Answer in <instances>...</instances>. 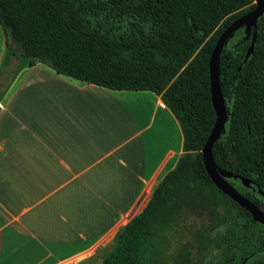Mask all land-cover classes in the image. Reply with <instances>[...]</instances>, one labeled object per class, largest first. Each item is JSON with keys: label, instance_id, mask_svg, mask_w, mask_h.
<instances>
[{"label": "trees", "instance_id": "trees-1", "mask_svg": "<svg viewBox=\"0 0 264 264\" xmlns=\"http://www.w3.org/2000/svg\"><path fill=\"white\" fill-rule=\"evenodd\" d=\"M253 0H0L6 52L112 90H150L175 118L181 153L147 202L114 232L100 264H264V225L206 174L214 121L208 59ZM253 47L244 60L250 38ZM227 111L212 145L228 182L264 211V13L218 56ZM239 177L246 178L248 187Z\"/></svg>", "mask_w": 264, "mask_h": 264}, {"label": "crops", "instance_id": "crops-1", "mask_svg": "<svg viewBox=\"0 0 264 264\" xmlns=\"http://www.w3.org/2000/svg\"><path fill=\"white\" fill-rule=\"evenodd\" d=\"M181 153L150 90H112L4 49L0 264H89Z\"/></svg>", "mask_w": 264, "mask_h": 264}, {"label": "water", "instance_id": "water-1", "mask_svg": "<svg viewBox=\"0 0 264 264\" xmlns=\"http://www.w3.org/2000/svg\"><path fill=\"white\" fill-rule=\"evenodd\" d=\"M253 8L237 18H235L229 25H227L217 36L208 59V77H209V93L210 101L214 111V121L207 138L200 150L201 159L204 170L208 175L211 182L228 198L237 203L240 207L245 209L251 216L253 221L264 225V211L256 207L243 195H241L234 187L228 182V178H236L230 172L219 168L213 161L211 149L212 145L224 131V124L227 120V111L224 105L223 96L220 89L219 75H218V56L233 33L243 28L245 37L250 33V29L255 26L257 18L264 13V0H253ZM254 41V33H252L248 48L245 52L244 60L252 51ZM241 185L247 187L249 182L246 178L239 177ZM132 216V215H131ZM130 216V217H131ZM129 217V218H130ZM128 218V219H129Z\"/></svg>", "mask_w": 264, "mask_h": 264}, {"label": "rangeland", "instance_id": "rangeland-1", "mask_svg": "<svg viewBox=\"0 0 264 264\" xmlns=\"http://www.w3.org/2000/svg\"><path fill=\"white\" fill-rule=\"evenodd\" d=\"M100 263H101V259H98L90 262L89 264H100Z\"/></svg>", "mask_w": 264, "mask_h": 264}, {"label": "flooded vegetation", "instance_id": "flooded-vegetation-1", "mask_svg": "<svg viewBox=\"0 0 264 264\" xmlns=\"http://www.w3.org/2000/svg\"><path fill=\"white\" fill-rule=\"evenodd\" d=\"M233 179H238V177H236V178H233ZM245 187V186H244ZM248 187V186H247Z\"/></svg>", "mask_w": 264, "mask_h": 264}]
</instances>
